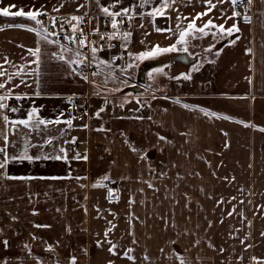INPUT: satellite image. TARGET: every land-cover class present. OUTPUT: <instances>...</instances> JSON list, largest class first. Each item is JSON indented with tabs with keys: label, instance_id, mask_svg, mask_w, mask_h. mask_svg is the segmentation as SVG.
I'll use <instances>...</instances> for the list:
<instances>
[{
	"label": "crops",
	"instance_id": "1",
	"mask_svg": "<svg viewBox=\"0 0 264 264\" xmlns=\"http://www.w3.org/2000/svg\"><path fill=\"white\" fill-rule=\"evenodd\" d=\"M239 2L242 8L230 0L222 4L212 0L216 7L195 21L201 27L211 18L217 25L229 28L236 24L240 30L216 61L200 69L197 62L189 70L190 79L185 80L168 75L177 72L178 77L185 70L175 57L187 54L194 58L203 45L217 44L212 34L195 40L192 47L187 38L186 44L178 43L180 31L197 13L207 11L204 0H176L163 16L155 17L149 13L161 0H0V8L16 5L13 12L39 10L64 19L89 15L93 28L97 20L110 17L103 7L110 12L128 8L127 16H121L133 19L131 35L125 37L124 33L114 51L102 52L98 59L94 56L100 69L92 80H85L86 74L79 69L84 59L78 52L60 46L51 36L45 40L44 27L26 17L0 15V72L4 73L0 83L5 84L0 96L7 97L2 101L7 107L0 109V148L6 150L0 153V161L7 157L6 166L0 169V237L7 232L12 211L15 214L25 207L31 218L32 211H39L49 229L53 221L65 226L55 234L54 245H60L57 251L61 255L67 242L73 241L71 252L78 259L109 256L114 258L109 264H121L116 258H126V264H160L159 258L149 259L154 243L131 229L137 219L144 224L141 208L148 206L149 198L160 203L166 178L197 179L191 186L200 187L190 189V194H221L219 208L239 211L238 220L243 221L238 224L260 226L264 211V0ZM234 12L239 16L228 19ZM157 28L171 31L157 32ZM214 30L219 33L217 29L205 31ZM172 44L177 46L173 57L163 53L147 58L153 59L150 64L162 63L152 69L167 67L160 76L150 77L164 90L149 89L146 82L142 93L128 91L144 62L133 58L157 45L166 48ZM37 47L41 51L34 63L37 57L29 49ZM113 59L124 69L129 64L136 66L119 72L111 65ZM114 89L119 90L112 92ZM87 93L91 95V118L79 121L74 116L73 98ZM34 109L35 115L29 119ZM20 120H28V124L11 123ZM40 120L61 122L39 124ZM77 144L86 151L75 152ZM25 148L41 159H14ZM55 155L66 158H43ZM200 200L206 204L202 208H215L208 206L206 196ZM118 241L130 245L120 251L115 248ZM96 244L101 248L96 249Z\"/></svg>",
	"mask_w": 264,
	"mask_h": 264
},
{
	"label": "rangeland",
	"instance_id": "2",
	"mask_svg": "<svg viewBox=\"0 0 264 264\" xmlns=\"http://www.w3.org/2000/svg\"><path fill=\"white\" fill-rule=\"evenodd\" d=\"M59 18L66 20L62 17ZM105 18L109 19V17ZM100 22L102 23L101 20H97L96 27ZM46 34L51 36L49 33ZM210 34L217 38V44L209 48L203 45V49L197 51L198 55H200L196 65L197 69L217 60L224 46L222 48L218 47L224 42V39L215 30L207 32L206 35L198 32L186 37L189 46L192 47L195 40L203 39ZM214 48L217 50L216 52L213 50L209 51V49ZM114 49L101 51L96 56V59L100 58L99 54L102 52L114 51ZM94 65L96 67L95 70L90 72L87 70L82 71L81 67H79L80 71L86 74L89 80H92L93 73H97L100 69L98 62L94 63ZM111 65H113L114 70L123 72L124 65L116 63L115 59H113ZM174 65L177 67V64ZM162 68L164 71L167 67ZM182 71V74H185V70ZM160 74L154 73L153 75L160 76ZM170 74L168 75L172 78L177 77V72ZM146 82L149 89L153 88L154 91L161 92L164 90L160 84L152 83L149 75L146 77ZM75 147L73 149L77 153L86 151L82 149L77 151ZM10 155L13 156L12 154ZM164 181L166 192L161 195L160 203H156L151 197L146 203L147 207L141 208V203L139 204V202L136 204L139 207L138 211L140 208L143 211L144 224L140 225L141 221L137 219V225L135 224L131 229L133 234H142L144 238L150 239L154 243L150 247L152 250L151 254H149L151 256L149 257L150 261L159 258L160 264H264V235H261L264 233V211H261L263 220L260 226L240 225L238 221L243 220H238V217L241 216L239 211H228L219 208L220 205L222 207L221 194H190V189L200 187L199 185L191 186L194 184L193 182L198 181L197 179L166 178ZM201 181L200 179L199 182ZM181 190L183 193H181ZM205 196L206 201L209 202L207 203L208 206L215 208H202L206 204L204 205L200 198ZM22 198H27V195L23 194ZM211 198H215L216 201H211ZM18 200L20 202V196ZM161 202L164 203L163 206H161ZM21 205L23 206V204ZM231 212L232 215L229 216ZM12 213V216L7 219V232L0 237V264H73V261L74 264H109L110 259H114L109 258V256L78 259L71 252L73 241L67 242L69 243L68 248L66 247L64 250L66 252L61 255L57 251V249L61 248L60 245H54L55 234L60 233L62 229H66L65 226L60 225V222L55 224L56 222L53 221L51 229H49L44 224L42 217L38 216L39 211H32L31 218L29 217V209H25V207L18 208L15 214L14 211ZM59 213L61 214V212ZM62 213L65 215V212ZM37 225L41 227H37ZM47 228L48 230H46ZM128 239L129 237H127ZM5 241H7V245H5ZM137 243L133 242L132 245H137ZM101 245L107 248L104 242H101ZM129 245V242L118 241L115 248L121 251V249L123 250ZM99 246L96 244L95 248H101ZM95 248L92 247L93 250H96ZM128 260L127 262H129ZM136 260L139 261L137 258ZM115 261L126 264V258H116Z\"/></svg>",
	"mask_w": 264,
	"mask_h": 264
},
{
	"label": "snow or ice",
	"instance_id": "3",
	"mask_svg": "<svg viewBox=\"0 0 264 264\" xmlns=\"http://www.w3.org/2000/svg\"><path fill=\"white\" fill-rule=\"evenodd\" d=\"M144 2H147V0H144ZM175 2H176V0H161L160 6L154 8L153 11L151 13H149V15L153 16V17H155L156 15L163 16L165 14L164 10H166L169 7H171V5L174 4ZM204 2L208 6L207 7V11H205L203 13H197L196 16L188 23L187 28L185 30L180 31L179 40H178L179 44H186V37L189 36L193 32H199V33H203V34L206 35L207 34L206 31H205L206 29H217L219 33H221V34H225L226 33L227 35H232L233 32H238L240 30L236 26V24H233L229 28H225L223 24L217 25V24H215L213 22V20L211 18L208 19L206 22H204L201 27H197L195 21L201 19L203 16H207L208 13L211 12L216 7V4H213L212 0H204ZM230 2L233 5H235V4H237L239 2V0H230ZM247 2L249 4H251L252 0H247ZM97 3H99V0H97ZM217 3H219V4L225 3V0H217ZM62 6L63 5H61V7ZM83 6L84 5H80V7H83ZM13 8H16V5H9V6H5V7L0 8V15L26 17V18L34 21L37 25H41V21L38 19V17L41 16L42 13L39 10H35V11L34 10H29V11L25 12L23 8H19L17 11L13 12L12 11ZM54 10L58 11L59 9H54ZM176 10L178 11V9H176ZM102 11H103V13L106 16L113 17V19H112V28L116 29L117 28V21H116L115 17L121 16V15L127 16V14L130 11V9L124 8L122 10V12L121 11L110 12L109 11V7H103ZM235 16H239V13L234 12L233 16L227 17V18L228 19H232ZM177 18L180 19L179 16ZM52 19H53V23H55V18H52ZM129 19H131V17H129ZM184 19H188V18L184 17ZM71 20L72 21H82L83 17L82 16H72ZM141 27H143V25H141ZM41 28H43L42 25H41ZM76 30H77L76 26L73 25L72 31L76 32ZM43 31L45 33H47L46 29H43ZM96 31H98V29H96ZM156 31L157 32H164V31H171V29H160V28H157ZM81 33H82V30H81ZM213 34L215 35V33H213ZM130 35H131V33H125L124 34L125 37H128ZM44 39L47 40V34L44 35ZM70 39H75V38L74 37H70ZM101 39H104V35L101 36ZM76 42L82 47L88 46L86 44V38H81V39H79ZM233 43H234V41H233ZM176 50H177L176 44H172V45H170L169 47H166V48H161L159 45H157V46H155L153 51L140 53V54L136 55L133 59L136 60V61H143V60H145L147 58H150V57H153V56H156V55H160V54H163V53H167V52H173V51H176ZM40 51L41 50H40L39 47L35 48L34 50L33 49H29V52L33 56L37 57V60L33 61L34 63L38 62V57H39ZM91 51H92L93 54H95L97 52V48L96 47H92ZM184 51H187V49L185 48ZM79 55H80V53H77V56H79ZM129 55H131V54H129ZM60 59H64V57L61 56ZM5 62H7V60ZM71 62L72 63H76V61H71ZM82 62L83 61H81V63ZM100 63H104V61H100ZM135 66H136L135 64H129L127 66V68H133ZM127 68L126 69H122V71L126 72ZM162 72H163V68H155V69H152L148 73V75L151 77L153 75V73H162ZM96 74L97 73H95V72L93 73V75H96ZM3 75H4V73L0 72V76H3ZM181 78L187 80V79H190V76L187 75V74H181V76L173 77V79H181ZM83 79L87 80L88 77L84 76ZM124 83H127V81L125 80ZM4 87H5V84L0 83V89H2ZM118 90L119 89H114L113 91H118ZM6 99H7L6 96H0V109L7 107L6 104L2 103V101L6 100ZM17 99H19V97H17ZM178 102L179 101H177V103ZM184 107L187 108L188 105H184ZM11 111L15 112V111H17V109L12 108ZM35 111L36 110L34 109L31 113H29V119H31L32 116L35 115ZM101 111H103V109H101ZM97 115H99V113H97ZM3 119L5 121L9 120V118L7 116H4ZM60 122H61L60 120H56V121L40 120L39 124H50V123L59 124ZM11 123H19L21 125H25L26 126L28 124V120L13 121ZM66 123L69 125V127H71V125H72V121L71 120L66 121ZM160 139L163 140L165 138L164 137H160ZM5 141H7V136H5ZM47 143L51 144L52 141L48 140ZM5 151L6 150L4 148H0V153H5ZM63 151L64 150L61 149V152H63ZM43 158L44 159L60 160L62 158H66V157H62L60 155H55V156H51V157L45 156ZM76 158H80V157H76ZM83 158L86 159L87 157H83ZM14 159L33 161V160H39V159H41V157L40 156L33 157V156L29 155L28 151H27V148H25L24 151L18 157H14ZM6 163H7V157L5 156L4 161H0V169H3L6 166ZM105 178H107V177H105ZM110 195H111V193H110ZM37 227H41V226L37 225ZM261 235H264V233H262ZM4 243H5V245H7V241H5ZM109 251L111 252L112 248H109ZM73 264H74V261H73ZM110 264H111V262H110Z\"/></svg>",
	"mask_w": 264,
	"mask_h": 264
},
{
	"label": "built area",
	"instance_id": "4",
	"mask_svg": "<svg viewBox=\"0 0 264 264\" xmlns=\"http://www.w3.org/2000/svg\"><path fill=\"white\" fill-rule=\"evenodd\" d=\"M237 8H242L243 3L238 2L236 4ZM82 21H72L71 19H60L59 17H50L47 14H42L39 16L41 24L58 43L60 46L73 49L80 53V56L84 59V62L80 65L82 71H93L95 70V65L93 63L94 56L104 50H109L115 48V46L122 42L124 33L132 32V18L117 16L115 17L117 21V28H112V19L105 18L102 23L98 24L96 28L91 26V17L89 15L82 16ZM55 18V23L53 19ZM73 25L76 26V32L72 31ZM98 29V31H96ZM82 30V33H81ZM104 35V39L101 36ZM74 37L75 39H70ZM111 37V38H110ZM81 38H86V44L88 46L82 47L76 41ZM96 47L97 52L92 53L91 48ZM91 99L90 93L77 95L73 98L74 116L79 121H88L91 118L89 102ZM76 150H84L78 144L76 145Z\"/></svg>",
	"mask_w": 264,
	"mask_h": 264
},
{
	"label": "water",
	"instance_id": "5",
	"mask_svg": "<svg viewBox=\"0 0 264 264\" xmlns=\"http://www.w3.org/2000/svg\"><path fill=\"white\" fill-rule=\"evenodd\" d=\"M235 36L229 37L227 40H225L222 44L219 45L218 48H222L223 46L227 45L228 43H231L232 41L235 40ZM175 62L179 63L180 65L184 66L185 68V74L189 73L190 68L198 62V58H190L187 54L183 55H178L174 59ZM161 65L162 63L158 62H153L148 66L145 67H139L138 75H137V83L130 87L128 91H130L133 94H140L144 91V86L146 84V74L147 72L154 68L157 67L158 65Z\"/></svg>",
	"mask_w": 264,
	"mask_h": 264
},
{
	"label": "trees",
	"instance_id": "6",
	"mask_svg": "<svg viewBox=\"0 0 264 264\" xmlns=\"http://www.w3.org/2000/svg\"><path fill=\"white\" fill-rule=\"evenodd\" d=\"M192 34V33H191ZM190 34V35H191ZM218 34H220L221 35V37H223V41H225L226 39H228L229 37H233V36H235L236 38H237V36H238V32H233V34L232 35H227L226 33L225 34H221V33H218ZM202 35H204L203 33H202ZM225 35H226V37H225ZM235 38V39H236ZM233 42V41H232ZM229 44V43H228ZM211 50H213V51H217V50H215V48L214 49H209V51H211ZM164 54H171V56L170 57H173V52H167V53H164ZM167 56V55H166ZM167 57H169V56H167ZM167 57H165V58H167ZM197 57H198V59H199V57H200V55H197ZM159 59H161V58H159ZM163 59V58H162ZM151 60H153V59H145L144 60V62H142L141 63V65H140V67H145V66H148L149 64H150V62H151ZM164 60V59H163ZM111 91V90H110ZM112 92H115V91H112Z\"/></svg>",
	"mask_w": 264,
	"mask_h": 264
}]
</instances>
